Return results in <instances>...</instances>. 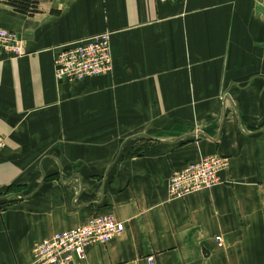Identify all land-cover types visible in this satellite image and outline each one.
<instances>
[{"label": "crops", "instance_id": "0c3cea01", "mask_svg": "<svg viewBox=\"0 0 264 264\" xmlns=\"http://www.w3.org/2000/svg\"><path fill=\"white\" fill-rule=\"evenodd\" d=\"M0 28L26 52H0V264L108 213L124 231L74 264H264V0H0ZM102 32L112 72L57 84ZM212 154L222 182L169 199Z\"/></svg>", "mask_w": 264, "mask_h": 264}, {"label": "built area", "instance_id": "2783aa9c", "mask_svg": "<svg viewBox=\"0 0 264 264\" xmlns=\"http://www.w3.org/2000/svg\"><path fill=\"white\" fill-rule=\"evenodd\" d=\"M161 3H186L189 0H156ZM0 52L19 58L26 55L23 39L14 31L0 28ZM113 69L110 33L102 32L63 45L53 57V75L57 84L74 83L109 74ZM4 139L0 137V151ZM227 159L217 154L173 172L167 182L169 199L209 190L220 184V172ZM124 223L112 213L93 215L79 226L53 233L33 246L34 264H74L87 258L93 245H105L124 231ZM221 245L220 237H216ZM146 264H156L154 255L145 257Z\"/></svg>", "mask_w": 264, "mask_h": 264}]
</instances>
